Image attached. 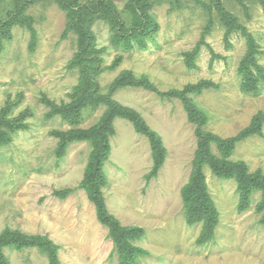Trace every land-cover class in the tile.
<instances>
[{"label":"rangeland","instance_id":"obj_1","mask_svg":"<svg viewBox=\"0 0 264 264\" xmlns=\"http://www.w3.org/2000/svg\"><path fill=\"white\" fill-rule=\"evenodd\" d=\"M81 3L90 0H78ZM127 27L132 17L125 10L127 0H111ZM205 4L210 0H200ZM236 16L257 47V63L264 72V10L258 1L245 8L236 1L222 0ZM149 15L157 28L145 47L134 42L128 50L112 44L111 32L97 21L92 30L103 71L97 77L100 92L108 93L112 82L123 72L146 76L159 90L182 89L188 84L208 81L218 89H205L192 100L207 118L206 129L223 138L236 135L258 112H264V80L258 90L241 89L238 74L246 54V36L238 31L226 37L213 11V27L194 59L187 56L199 42L209 16L191 0H149ZM13 8L12 0H0V21ZM33 19L37 42L30 49V34L14 27L0 49V111L9 107L8 118H21L25 129L10 132V142L0 147V233L6 228L28 235H45L60 248L62 264H118L115 245L108 230L96 217L93 204L79 188L91 146L74 142L62 157L56 154V132L88 128L98 122L103 108L85 109L74 125L59 117H47L46 102H71L78 73L68 69L76 50L75 36L65 34V13L52 2L40 1L27 11ZM121 105L136 111L157 133L167 151L156 177H150L153 161L146 137L123 120L113 122L110 153L104 162L106 184L102 195L108 212L123 226H138L144 235L133 244L147 252L139 264H264V227L257 212L261 200L253 192L250 205L239 209L234 180H223L204 169L208 193L218 211L214 237L196 243L200 224H187L181 191L188 183L196 149L194 125L179 100H164L139 88H121L113 93ZM263 136L239 143L230 157L246 163L249 172L264 175ZM66 189V198L56 194ZM10 264H48L37 249L17 251L4 248Z\"/></svg>","mask_w":264,"mask_h":264},{"label":"trees","instance_id":"obj_2","mask_svg":"<svg viewBox=\"0 0 264 264\" xmlns=\"http://www.w3.org/2000/svg\"><path fill=\"white\" fill-rule=\"evenodd\" d=\"M52 2L65 13V34L75 36L76 50L68 64V69L78 73L77 86L70 94L71 102L56 105L46 102L49 108L47 117H59L62 121L74 125L80 121L83 110L103 108L98 122L88 128H74L59 131L54 134L58 139L56 154L62 157L65 150L74 142H87L91 146L87 165L79 188L83 189L93 204L97 220L107 228L108 237L112 240L118 256V264H139L137 259L147 252L133 244V240L144 235V229L138 226H123L111 215L105 205L102 188L106 184L103 171L104 162L110 153V138L115 135L113 122L123 119L129 122L134 130L147 138L152 156L150 177H156L162 167L167 151L161 138L150 129L146 121L134 110L121 105L113 98V93L121 88H139L155 93L164 100H179L184 108L188 121L194 125L196 149L192 160V168L188 183L181 191L184 217L189 225L200 224V234L196 243L203 245L214 237L218 224V211L208 193L205 182L204 169L219 179L234 180L239 195V209L249 207L253 192L261 193V200L256 211L264 212V175L260 169L249 172L243 161L230 159L239 143L255 136H263L264 112L256 113L249 124L236 135L223 138L206 129L207 118L202 110L192 100L191 94L201 95L205 89H218L212 82L200 81L188 84L182 89L168 91L159 90L146 76L135 77L132 72L125 71L110 85L108 93H101L97 77L103 71L100 54L103 48L96 47V36L92 30L95 22L100 21L109 27L112 45L124 50L131 49L137 42L139 47H145V40L151 39L156 31V24L149 15L151 4L149 0H127L125 10L132 17V24L127 27L121 19L116 6L111 0H90L84 3L78 0H12L13 8L8 12L4 21H0V49L3 40L11 37L14 27L25 29L30 34V49L33 50L37 42V32L32 17L26 13L27 9L40 2ZM200 6L209 16L206 28L203 30L199 42L188 53L186 64L194 68V59L198 56L200 47L205 44V37L213 27L212 13L215 11L226 37L234 31L246 36L247 50L240 61L238 74L242 77L241 89L245 92L258 90V84L264 80V72L257 63V47L254 40L246 33L236 16L230 13L222 0H210L205 4L200 0H191ZM245 8L248 1H258L264 10V0H233ZM9 107L0 111V147L10 142V132L25 129L20 118H8ZM71 189L56 194L59 198H66ZM260 224L264 227V214ZM17 251L37 249L47 257L48 264H62L59 259V246L45 235H28L20 230L6 228L0 233V264H10L4 254V248Z\"/></svg>","mask_w":264,"mask_h":264}]
</instances>
